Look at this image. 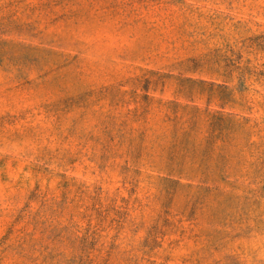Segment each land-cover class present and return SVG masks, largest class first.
<instances>
[{
    "label": "rangeland",
    "instance_id": "374dc122",
    "mask_svg": "<svg viewBox=\"0 0 264 264\" xmlns=\"http://www.w3.org/2000/svg\"><path fill=\"white\" fill-rule=\"evenodd\" d=\"M0 264H264V0H0Z\"/></svg>",
    "mask_w": 264,
    "mask_h": 264
}]
</instances>
